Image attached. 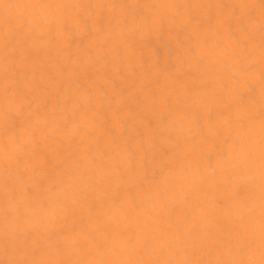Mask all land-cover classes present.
Listing matches in <instances>:
<instances>
[{"label":"bare ground","instance_id":"bare-ground-1","mask_svg":"<svg viewBox=\"0 0 264 264\" xmlns=\"http://www.w3.org/2000/svg\"><path fill=\"white\" fill-rule=\"evenodd\" d=\"M0 264H264V0H0Z\"/></svg>","mask_w":264,"mask_h":264}]
</instances>
